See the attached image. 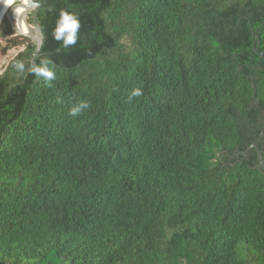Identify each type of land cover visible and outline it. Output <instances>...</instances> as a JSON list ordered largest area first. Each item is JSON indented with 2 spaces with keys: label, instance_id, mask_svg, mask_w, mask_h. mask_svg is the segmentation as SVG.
<instances>
[{
  "label": "trees",
  "instance_id": "trees-1",
  "mask_svg": "<svg viewBox=\"0 0 264 264\" xmlns=\"http://www.w3.org/2000/svg\"><path fill=\"white\" fill-rule=\"evenodd\" d=\"M35 1L32 67L35 42L0 27L3 54L23 46L0 74V264H264V172L246 153L264 0ZM62 13L75 44L55 38ZM45 62L55 79L31 71Z\"/></svg>",
  "mask_w": 264,
  "mask_h": 264
},
{
  "label": "clouds",
  "instance_id": "clouds-1",
  "mask_svg": "<svg viewBox=\"0 0 264 264\" xmlns=\"http://www.w3.org/2000/svg\"><path fill=\"white\" fill-rule=\"evenodd\" d=\"M79 27L80 24L76 17L68 13H62L61 19L58 22V27L56 28L54 33L55 38L57 40H63L65 46L75 44L77 39L76 33ZM17 67L20 70H23L24 66L20 64L17 65ZM31 71L34 72L37 76L44 77L48 80L55 79V73L49 70V68L47 67V62H45L43 66H34ZM142 94V89L134 88L129 95V100L131 101L133 97H140ZM89 107L90 104L88 101H80L70 107L68 115L70 117H78L83 113L85 109H88Z\"/></svg>",
  "mask_w": 264,
  "mask_h": 264
},
{
  "label": "water",
  "instance_id": "water-1",
  "mask_svg": "<svg viewBox=\"0 0 264 264\" xmlns=\"http://www.w3.org/2000/svg\"><path fill=\"white\" fill-rule=\"evenodd\" d=\"M6 1L7 0H0V27L2 25V22L4 20V17L7 15V20L10 23L11 28L14 31L17 32V36L26 37V38H29V39H31V40H33L35 42L36 48H35L33 57L31 59V63H30V66L32 67L34 65V63H35V60L37 58H39L40 55H41L40 53H41V49H42V45H43V40H44L43 30H42V28L40 27V25L37 22V12H38V9L41 8L44 3H39V2H36L35 0H27L26 8L29 10L28 14L32 11V21H33V24H30L29 23V20L26 19L25 20V23H26V26L29 28L30 33H24V32H22L21 30H19V29H17L15 27V24H14L13 19H12L13 8L10 9L5 14V12H4V9L5 8L4 7H5ZM46 1L47 0H45V2ZM19 6H21V5L19 4ZM22 6H25V5H22ZM257 39L259 40V37H257ZM255 52L257 54H259L260 57H264V52L261 53V52H259L258 49H255ZM252 148H255L257 150L258 159H259V162H260L259 167L264 172V161H263V158H262V154H261L259 148L256 145H254ZM242 154H245V153H242Z\"/></svg>",
  "mask_w": 264,
  "mask_h": 264
},
{
  "label": "bare ground",
  "instance_id": "bare-ground-1",
  "mask_svg": "<svg viewBox=\"0 0 264 264\" xmlns=\"http://www.w3.org/2000/svg\"><path fill=\"white\" fill-rule=\"evenodd\" d=\"M19 4L21 6H19ZM25 5V6H22ZM27 0H7L5 3V14L13 8L12 19L15 27L24 33H30L29 28L26 26L25 20L27 19L29 10L26 8Z\"/></svg>",
  "mask_w": 264,
  "mask_h": 264
},
{
  "label": "rangeland",
  "instance_id": "rangeland-1",
  "mask_svg": "<svg viewBox=\"0 0 264 264\" xmlns=\"http://www.w3.org/2000/svg\"><path fill=\"white\" fill-rule=\"evenodd\" d=\"M5 18H7V15L4 19ZM30 18H32V11L27 16L28 20ZM14 36H17V32L13 30V37ZM9 39H11V36H0V74L3 72L4 67L8 64V62L23 49V46H18L10 49L6 54H3L2 49L8 46Z\"/></svg>",
  "mask_w": 264,
  "mask_h": 264
},
{
  "label": "flooded vegetation",
  "instance_id": "flooded-vegetation-1",
  "mask_svg": "<svg viewBox=\"0 0 264 264\" xmlns=\"http://www.w3.org/2000/svg\"><path fill=\"white\" fill-rule=\"evenodd\" d=\"M257 124L259 125L258 128H259L260 131L258 133H255V134H251V136H252V143L249 146L248 151H246V153H248V152H250L252 150H255L256 155H257L256 167L260 169V167H259L260 162H259V159H258L257 150L255 148H252V147L254 145H256L259 148V150H260V152L262 154L263 161H264V151H261V149L259 147L260 144H263L264 143V127H261V125L264 124V113H262V114L259 115V121H258ZM237 156H238V154H237Z\"/></svg>",
  "mask_w": 264,
  "mask_h": 264
}]
</instances>
